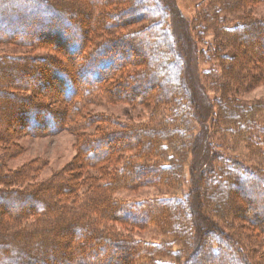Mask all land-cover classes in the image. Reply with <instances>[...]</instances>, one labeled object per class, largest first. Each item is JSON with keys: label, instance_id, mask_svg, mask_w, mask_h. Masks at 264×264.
I'll list each match as a JSON object with an SVG mask.
<instances>
[{"label": "trees", "instance_id": "1", "mask_svg": "<svg viewBox=\"0 0 264 264\" xmlns=\"http://www.w3.org/2000/svg\"><path fill=\"white\" fill-rule=\"evenodd\" d=\"M259 1L205 0L192 21L199 40L213 35L203 54L213 63L207 73L215 93L212 122L229 139L231 154H213L183 197L116 200L119 189L157 185L173 192L184 183L195 102L167 6L158 0H0V42L46 53L0 57V76H7L0 80V141L11 146L17 132L63 128L77 138L72 163L30 188L15 185L33 168L9 173L0 158V264H257L252 246L264 240V98L246 101L241 93L260 80L264 65V19L245 10ZM126 25L127 32L115 31ZM98 93L151 108L154 123L85 114ZM90 125L94 131L84 133ZM242 146L258 161L254 167L232 155ZM111 223L156 227L167 240L129 238ZM244 226L251 246L242 240ZM66 238L68 245L60 246Z\"/></svg>", "mask_w": 264, "mask_h": 264}, {"label": "rangeland", "instance_id": "2", "mask_svg": "<svg viewBox=\"0 0 264 264\" xmlns=\"http://www.w3.org/2000/svg\"><path fill=\"white\" fill-rule=\"evenodd\" d=\"M158 1L165 4L168 8V25L177 41L178 49H180L179 51H182L184 54V78L186 79L189 93L195 102V116L190 122L191 126H189L191 130L190 136L195 139L192 148L193 153L191 152L188 162L184 167V183L179 191L171 192L157 185H146L134 189H119L113 194V198L116 200L151 199L168 195H174L179 198L183 197L190 189L192 184H190V182H193L202 170H206L210 167L213 154L219 157H226L231 154V143L229 139L225 137L222 130L217 129L212 122L213 116H215L213 107L215 93L209 88L210 82L208 81L207 73L212 70L213 63L206 60L203 54L213 41V35L207 33V35L202 37L203 39L200 38V41L196 37V33L192 31V21L195 17V13L199 8V4L204 3L205 0ZM245 8V10L254 17L264 19V2L248 3L245 5ZM238 15L240 14L234 15V17H230V19L233 18L234 20ZM129 29L130 27L126 25L121 29H115V31L117 33L127 32ZM243 46H245V43H243ZM243 46H240V48L243 49ZM259 50V52L264 53L263 47H260ZM140 53L141 49L137 46L135 54L139 55ZM45 54L46 53L39 48L0 42V57H40ZM247 55L249 56V53H247ZM260 66L262 65H255V70L260 68ZM261 70L260 80H258L253 87L241 93V99L246 101H257L258 99L264 98V65ZM4 78H7L5 72L3 78L0 76V80ZM5 81L9 84V80L5 79ZM89 103L90 104L85 108V114L87 115L109 116L114 121H121V123H129L130 125L135 124L137 126L145 124L152 126V123L155 121H151L150 119L151 108L141 105L131 106L122 100L110 102L101 93L93 96ZM159 118L160 117H158V119ZM161 119H163V117L160 118V120ZM160 120L154 125H157ZM259 123L262 125L264 124V116L259 118ZM97 124L98 123H95L94 125L96 126ZM94 128L93 125H90L87 129H84L83 132H93ZM11 142V146H9V144L6 146L4 141H0V158L4 170L12 173L23 168H33V171H31L25 179H21L19 183L15 185L20 189L30 188L53 176L54 173L62 171V169L72 163L77 151L76 134L67 128L47 135H30L17 132L13 135ZM232 155L240 161L242 165L248 166L249 168L258 164L256 158L253 156L250 157L243 146L237 147L236 151L234 153L232 152ZM83 188H85V184L82 185L81 189ZM81 195L83 194L81 193ZM5 207L10 208L11 206L6 204ZM203 226H205L204 223L203 225L201 224L200 227ZM111 227L119 230L126 237L143 242L160 244L167 240L156 227L137 228L117 223H111ZM245 228L247 227L244 226L241 231H239L243 238L242 240L250 245L248 242L249 235H247V237L246 234L243 233L247 231V229L249 230V228ZM258 240L259 244H254V246H252L254 262L257 264H264V240L261 237ZM63 243L64 244L60 246L68 245V238H66ZM225 249V247H222L219 251L223 254ZM113 253L120 254V251H113Z\"/></svg>", "mask_w": 264, "mask_h": 264}]
</instances>
